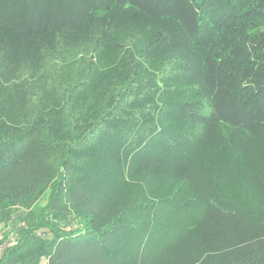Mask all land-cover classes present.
Instances as JSON below:
<instances>
[{
  "label": "trees",
  "instance_id": "16d2710c",
  "mask_svg": "<svg viewBox=\"0 0 264 264\" xmlns=\"http://www.w3.org/2000/svg\"><path fill=\"white\" fill-rule=\"evenodd\" d=\"M0 264H264V0H0Z\"/></svg>",
  "mask_w": 264,
  "mask_h": 264
},
{
  "label": "rangeland",
  "instance_id": "374dc122",
  "mask_svg": "<svg viewBox=\"0 0 264 264\" xmlns=\"http://www.w3.org/2000/svg\"><path fill=\"white\" fill-rule=\"evenodd\" d=\"M2 229H3V228H2L1 225H0V233H1ZM44 263H45L44 260H42L40 264H44Z\"/></svg>",
  "mask_w": 264,
  "mask_h": 264
}]
</instances>
